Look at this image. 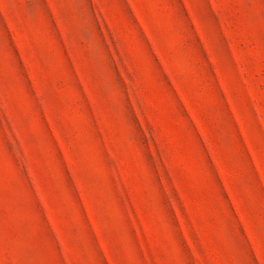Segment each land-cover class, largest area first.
I'll list each match as a JSON object with an SVG mask.
<instances>
[{
	"label": "rangeland",
	"instance_id": "374dc122",
	"mask_svg": "<svg viewBox=\"0 0 264 264\" xmlns=\"http://www.w3.org/2000/svg\"><path fill=\"white\" fill-rule=\"evenodd\" d=\"M0 264H264V0H0Z\"/></svg>",
	"mask_w": 264,
	"mask_h": 264
}]
</instances>
